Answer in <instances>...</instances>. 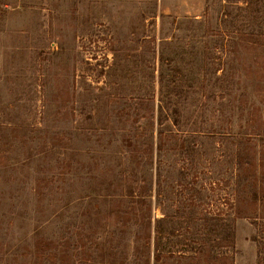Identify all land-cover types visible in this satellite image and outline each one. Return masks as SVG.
<instances>
[{
	"label": "rangeland",
	"instance_id": "obj_1",
	"mask_svg": "<svg viewBox=\"0 0 264 264\" xmlns=\"http://www.w3.org/2000/svg\"><path fill=\"white\" fill-rule=\"evenodd\" d=\"M0 264H264V0H0Z\"/></svg>",
	"mask_w": 264,
	"mask_h": 264
}]
</instances>
